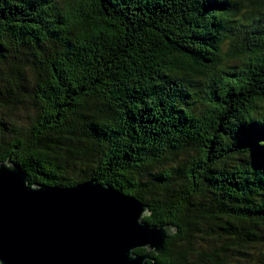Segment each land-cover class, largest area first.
Instances as JSON below:
<instances>
[{
  "label": "trees",
  "instance_id": "trees-1",
  "mask_svg": "<svg viewBox=\"0 0 264 264\" xmlns=\"http://www.w3.org/2000/svg\"><path fill=\"white\" fill-rule=\"evenodd\" d=\"M261 134L264 0H0V162L146 205L156 264H264Z\"/></svg>",
  "mask_w": 264,
  "mask_h": 264
},
{
  "label": "water",
  "instance_id": "water-1",
  "mask_svg": "<svg viewBox=\"0 0 264 264\" xmlns=\"http://www.w3.org/2000/svg\"><path fill=\"white\" fill-rule=\"evenodd\" d=\"M148 214L108 184L29 185L17 164L0 162V264H156L149 252L176 231L147 224Z\"/></svg>",
  "mask_w": 264,
  "mask_h": 264
},
{
  "label": "snow or ice",
  "instance_id": "snow-or-ice-1",
  "mask_svg": "<svg viewBox=\"0 0 264 264\" xmlns=\"http://www.w3.org/2000/svg\"><path fill=\"white\" fill-rule=\"evenodd\" d=\"M258 138H259L260 140H264V134H261Z\"/></svg>",
  "mask_w": 264,
  "mask_h": 264
}]
</instances>
